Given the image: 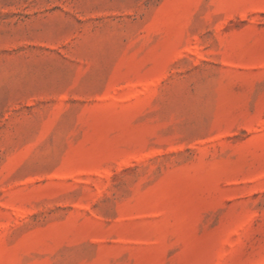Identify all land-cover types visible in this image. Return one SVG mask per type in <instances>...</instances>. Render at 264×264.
I'll list each match as a JSON object with an SVG mask.
<instances>
[{
    "label": "rangeland",
    "instance_id": "obj_1",
    "mask_svg": "<svg viewBox=\"0 0 264 264\" xmlns=\"http://www.w3.org/2000/svg\"><path fill=\"white\" fill-rule=\"evenodd\" d=\"M0 264H264V0H0Z\"/></svg>",
    "mask_w": 264,
    "mask_h": 264
}]
</instances>
